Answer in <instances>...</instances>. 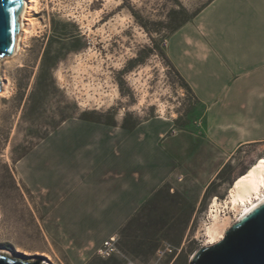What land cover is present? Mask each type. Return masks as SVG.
<instances>
[{
  "label": "rangeland",
  "instance_id": "374dc122",
  "mask_svg": "<svg viewBox=\"0 0 264 264\" xmlns=\"http://www.w3.org/2000/svg\"><path fill=\"white\" fill-rule=\"evenodd\" d=\"M246 1L256 2L250 22ZM204 15L222 42L241 40L248 23L261 47L264 0H38L26 14L35 28L20 35L16 56L0 61V78L9 91L0 100V256L44 264H127L126 258L135 264H190L205 248L211 202L224 201L233 181L264 158V63L252 101L245 104L234 91L235 103L219 102L221 115L207 117L170 62L176 34ZM86 116L104 127L157 118L170 131L226 142L225 164L199 203L162 190L124 227L126 249L119 243V250L126 258L60 253L42 231L51 204L32 185L35 172H43L42 160L29 156L52 152L59 159L58 135L51 144L48 136L61 129L59 135L74 132L73 126L64 128ZM34 181L44 186V178ZM165 245L174 253L158 260L156 251ZM129 250L143 260L136 261Z\"/></svg>",
  "mask_w": 264,
  "mask_h": 264
},
{
  "label": "crops",
  "instance_id": "0c3cea01",
  "mask_svg": "<svg viewBox=\"0 0 264 264\" xmlns=\"http://www.w3.org/2000/svg\"><path fill=\"white\" fill-rule=\"evenodd\" d=\"M246 4L250 22L249 11L256 2ZM244 26L241 40L222 42L204 15L172 40L170 62L209 118L221 115L220 105L235 103L234 91L247 104L259 89L264 40L260 47L251 37V25ZM71 126L74 132L59 135L61 129L46 140L51 144L58 135L59 159L52 152L39 151L29 159L40 157L44 167L39 175L35 172L32 185L43 190L51 204L48 219L45 215L42 222L46 241L60 253L75 252L83 259L96 255L101 243L112 236L126 249L122 230L162 190L179 192L192 205L199 203L226 161L224 140L170 131L157 118L104 127L86 116L64 129ZM40 177L44 186L34 181ZM195 193L200 194L197 199ZM129 253L136 261L143 260L142 254Z\"/></svg>",
  "mask_w": 264,
  "mask_h": 264
},
{
  "label": "water",
  "instance_id": "95a60500",
  "mask_svg": "<svg viewBox=\"0 0 264 264\" xmlns=\"http://www.w3.org/2000/svg\"><path fill=\"white\" fill-rule=\"evenodd\" d=\"M20 9V0H0V61L14 57ZM4 87L0 85V90ZM0 264L44 263L0 256ZM190 264H264V204L234 224L220 243L200 249Z\"/></svg>",
  "mask_w": 264,
  "mask_h": 264
},
{
  "label": "bare ground",
  "instance_id": "6f19581e",
  "mask_svg": "<svg viewBox=\"0 0 264 264\" xmlns=\"http://www.w3.org/2000/svg\"><path fill=\"white\" fill-rule=\"evenodd\" d=\"M20 1L21 9L17 17V33H20L18 35L16 33L14 56H16L20 50V42L22 40L20 35L26 36L29 29L35 28V24L31 21H27L25 16L31 12L38 3V0ZM19 15H21V20L18 21ZM94 15L95 14H91L92 19ZM83 18L86 19L87 16L83 15L79 17V21L81 22ZM24 21H27V24H24ZM81 24L83 25L82 22ZM84 28L90 31L89 26ZM80 63H82V61H80ZM3 84H5V87L0 91V100L9 94L7 84L0 78V85ZM211 203L209 222L205 223L203 228L204 247H210L220 243L224 239L226 232L234 224L240 222L255 209L264 204V158L257 160L243 175L237 177L233 181L227 190L226 199L224 201H219L215 198ZM231 214H235V217H232ZM231 217L234 219L231 220Z\"/></svg>",
  "mask_w": 264,
  "mask_h": 264
},
{
  "label": "built area",
  "instance_id": "2783aa9c",
  "mask_svg": "<svg viewBox=\"0 0 264 264\" xmlns=\"http://www.w3.org/2000/svg\"><path fill=\"white\" fill-rule=\"evenodd\" d=\"M173 253H174V249L168 245H165L164 247L156 251V256L158 260H160L161 258L168 256V255H172ZM96 254L101 259H109L116 255L126 258L119 250V243H118L117 236H112L104 240L99 246V248L97 249ZM126 259H127V264H135L128 258Z\"/></svg>",
  "mask_w": 264,
  "mask_h": 264
}]
</instances>
